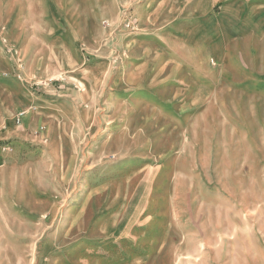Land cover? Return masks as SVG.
Listing matches in <instances>:
<instances>
[{"label": "rangeland", "instance_id": "obj_1", "mask_svg": "<svg viewBox=\"0 0 264 264\" xmlns=\"http://www.w3.org/2000/svg\"><path fill=\"white\" fill-rule=\"evenodd\" d=\"M0 264H264V0H0Z\"/></svg>", "mask_w": 264, "mask_h": 264}]
</instances>
